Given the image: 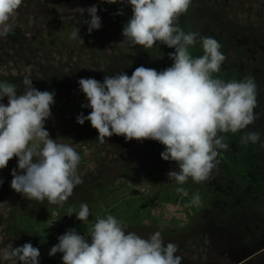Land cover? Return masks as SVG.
<instances>
[{
	"label": "rangeland",
	"instance_id": "rangeland-1",
	"mask_svg": "<svg viewBox=\"0 0 264 264\" xmlns=\"http://www.w3.org/2000/svg\"><path fill=\"white\" fill-rule=\"evenodd\" d=\"M92 5L98 8L101 28L89 34L88 25L82 21L90 17L87 12L81 16L78 8ZM121 9L123 14L117 15ZM131 14L130 5L103 0H23L13 21L14 31L0 37V82L15 84L19 94L24 91L23 79L27 76L36 89L55 92L52 116L45 128L51 138L79 153L78 174L83 180L63 206L27 200L10 187L12 170L20 171L17 158L10 160L0 169V249L30 242L40 250L39 264H63L62 253L49 256L58 237L69 229L88 237L96 219L111 214L127 225V231L142 238L159 231L165 245H177L176 255L182 257V264H264L260 236L264 229L255 228L249 199L253 191L248 187L254 181H248L247 189L241 190L248 180L239 169L249 159L242 160L244 152L237 151L235 157L222 150L226 159L219 161L207 181L196 183L189 178L179 185L167 176L177 165L161 158L165 149L159 142L126 141L113 135L100 143L89 121L77 123L78 115L87 116L91 111L82 107L87 100L79 79L103 82L105 75L123 71L131 76L139 66L161 71L173 63L169 53L175 49L159 42L150 49L119 43ZM183 18L187 32L220 38V51L226 59L214 75L233 80L231 65L238 64L239 55L247 49L248 56L241 59L246 73L242 80L264 76V0H192ZM75 27L80 29L84 43L70 38ZM189 52L193 57L203 55L199 39ZM2 102L7 104V97ZM251 127L253 124L247 129ZM247 129L234 136L240 139ZM261 143L264 136L260 133L259 142L248 143V151ZM181 187L184 192L177 191ZM192 187L201 193L200 203H182ZM166 197L177 202L164 200ZM82 203L91 213L83 222L75 215ZM141 203L150 210L147 219L138 212ZM0 264L11 262L0 260Z\"/></svg>",
	"mask_w": 264,
	"mask_h": 264
},
{
	"label": "clouds",
	"instance_id": "clouds-1",
	"mask_svg": "<svg viewBox=\"0 0 264 264\" xmlns=\"http://www.w3.org/2000/svg\"><path fill=\"white\" fill-rule=\"evenodd\" d=\"M108 4L131 6V17L122 29L119 43L154 47L157 42L175 51L169 53L170 67L157 71L139 66L131 76L119 72L105 75L103 82L81 78L80 90L91 109L85 116H77V123L87 120L98 132L97 139L105 143L113 135L126 141L153 140L164 146L161 158L173 161L177 168L167 173L183 185L191 178L196 183L207 181L219 163V150L229 145L221 134H236L254 124L257 116V85L253 77L243 80H224L214 75L221 71L226 59L220 43L213 37L197 32H185L178 25L192 0H103ZM23 0H0V37L14 31V18ZM81 16L88 13L89 34L101 28L98 8H78ZM122 15L121 9L116 13ZM75 27L71 39H83ZM199 39L203 55L193 57L190 46ZM25 77L24 91L17 86L0 82V169L17 158V168L11 172L10 187L27 200L63 206L75 187L83 183L78 174L79 153L69 144L58 143L45 128L55 103L54 91H41ZM7 97V104L2 101ZM260 140L258 131H247L240 143L255 144ZM178 169V171L176 170ZM2 183V181H0ZM178 192L184 189L177 188ZM200 203L199 195L191 201ZM73 213L69 212V216ZM76 218L89 219L90 209L82 203ZM127 225L109 214L97 218L86 237L75 229L67 230L51 247L49 256L62 253L63 264H182L176 255L177 245H165L159 231L142 238ZM40 250L30 242L0 249V260L11 264H39Z\"/></svg>",
	"mask_w": 264,
	"mask_h": 264
},
{
	"label": "flooded vegetation",
	"instance_id": "flooded-vegetation-1",
	"mask_svg": "<svg viewBox=\"0 0 264 264\" xmlns=\"http://www.w3.org/2000/svg\"><path fill=\"white\" fill-rule=\"evenodd\" d=\"M183 15L184 14H182L179 17L178 25L182 28L183 31L187 33V29L185 28V26H183L185 24ZM216 40L220 42V38H216ZM244 50L245 51L239 55L240 56V58H238L239 63L236 64L235 62H233V64L231 65L234 74L233 80L239 81L242 80L244 76H246V73L244 72L245 65L241 59L243 56H248L247 54L249 53L248 52L249 50L247 49ZM225 68L228 71L229 67L226 66ZM253 78L257 85V93H258L257 94L258 103H257V107L254 109L257 119L255 120L253 127L247 130L258 131L259 133H261L262 136H264V76H260L259 79H257L256 76H254ZM221 135L225 136V142L229 145V148L227 149L228 151L231 152V153L228 152L229 154H232L236 157L235 155L236 152L241 151L244 152V154H246L245 156H242V160L245 159L246 157L249 158L243 162L244 163L243 166L242 165L239 166V169L242 171V173H245V177L248 178L247 181H245L244 183L242 182L243 184L241 190L244 191L245 189H247L248 181L249 183L254 181V185L252 183L251 184L252 186L249 185L248 187L250 191H253V195L249 197L250 201L252 202L250 203V205L253 207V211L255 212L253 214L252 222H254L256 229L258 230L260 228L264 229V191H262V189H264V143H261V146L257 148L253 147L252 150L250 149L248 151V144L246 146H242L243 144L240 143V139L238 138V136H234V134L232 133H226ZM219 151H220V155L218 156L217 159L218 161H224V159H226L225 158L226 152L223 153L222 150ZM250 154L254 158V160H252L254 162L250 160L251 159ZM229 195H232V193H229ZM260 236L262 237L261 241H264V233H261ZM259 250L254 251L252 254L257 253Z\"/></svg>",
	"mask_w": 264,
	"mask_h": 264
},
{
	"label": "trees",
	"instance_id": "trees-1",
	"mask_svg": "<svg viewBox=\"0 0 264 264\" xmlns=\"http://www.w3.org/2000/svg\"><path fill=\"white\" fill-rule=\"evenodd\" d=\"M183 26H185V24H184ZM183 26H182V27H183ZM195 195H199V197L202 198V195H201V193L198 191L197 188H195V187L190 188V189H189V192H188V195L182 200V203L189 204ZM164 200H167V201H173L174 203L177 202V199H176V198L173 199V200H171V199H169L168 197H166ZM147 207H148V205H146V203H141V204H140V207H139V209H138V212L141 213V215H142V219H147V218L149 217V215H150V210H149ZM45 213H46V211L44 210L45 218H46V219H49V218L46 216ZM39 217H40V216H38V218H39ZM46 231L49 233L48 230H46Z\"/></svg>",
	"mask_w": 264,
	"mask_h": 264
}]
</instances>
